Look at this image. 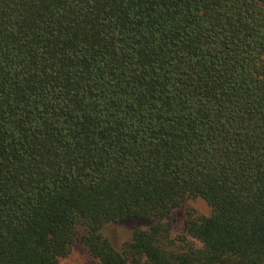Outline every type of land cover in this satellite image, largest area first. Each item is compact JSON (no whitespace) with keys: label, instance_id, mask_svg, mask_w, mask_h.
I'll return each instance as SVG.
<instances>
[{"label":"trees","instance_id":"16d2710c","mask_svg":"<svg viewBox=\"0 0 264 264\" xmlns=\"http://www.w3.org/2000/svg\"><path fill=\"white\" fill-rule=\"evenodd\" d=\"M78 239L98 264H264V0H0V264Z\"/></svg>","mask_w":264,"mask_h":264},{"label":"rangeland","instance_id":"374dc122","mask_svg":"<svg viewBox=\"0 0 264 264\" xmlns=\"http://www.w3.org/2000/svg\"><path fill=\"white\" fill-rule=\"evenodd\" d=\"M190 212L196 216H207L211 213V208L203 199L196 198L175 210L172 220V234L175 237L184 234V223ZM134 230V223L124 221L116 225H108L103 234L117 249H121L125 243L131 240ZM59 264H98V261L78 239L71 255L61 260Z\"/></svg>","mask_w":264,"mask_h":264}]
</instances>
